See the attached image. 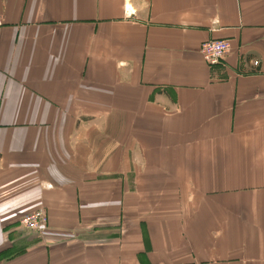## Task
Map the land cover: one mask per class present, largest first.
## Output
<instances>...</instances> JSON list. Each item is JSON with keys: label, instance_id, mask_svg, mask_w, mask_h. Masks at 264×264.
<instances>
[{"label": "crops", "instance_id": "1", "mask_svg": "<svg viewBox=\"0 0 264 264\" xmlns=\"http://www.w3.org/2000/svg\"><path fill=\"white\" fill-rule=\"evenodd\" d=\"M0 15V264H264V0Z\"/></svg>", "mask_w": 264, "mask_h": 264}, {"label": "built area", "instance_id": "2", "mask_svg": "<svg viewBox=\"0 0 264 264\" xmlns=\"http://www.w3.org/2000/svg\"><path fill=\"white\" fill-rule=\"evenodd\" d=\"M3 19L0 15V25ZM230 44L225 39H211L201 43L200 53L209 65L218 64L229 52ZM257 64V62H255ZM20 223L27 229L40 230L47 224V217L42 209L33 210L20 218Z\"/></svg>", "mask_w": 264, "mask_h": 264}, {"label": "rangeland", "instance_id": "3", "mask_svg": "<svg viewBox=\"0 0 264 264\" xmlns=\"http://www.w3.org/2000/svg\"><path fill=\"white\" fill-rule=\"evenodd\" d=\"M44 210H45L44 213H45V215H46V217H47V224H46L45 227H43V228H46V227L48 226V222H49V221H48L47 209L44 208ZM19 224L21 225V223H20V218H19ZM43 228H42V229H43Z\"/></svg>", "mask_w": 264, "mask_h": 264}]
</instances>
